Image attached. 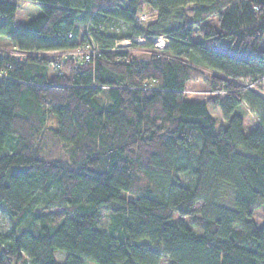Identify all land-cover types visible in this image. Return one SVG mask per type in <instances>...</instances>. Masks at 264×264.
Here are the masks:
<instances>
[{"label":"trees","instance_id":"trees-1","mask_svg":"<svg viewBox=\"0 0 264 264\" xmlns=\"http://www.w3.org/2000/svg\"><path fill=\"white\" fill-rule=\"evenodd\" d=\"M86 25L89 60L37 54ZM0 37V264H264V0H0ZM137 37L147 58L112 50Z\"/></svg>","mask_w":264,"mask_h":264},{"label":"rangeland","instance_id":"rangeland-1","mask_svg":"<svg viewBox=\"0 0 264 264\" xmlns=\"http://www.w3.org/2000/svg\"><path fill=\"white\" fill-rule=\"evenodd\" d=\"M146 9H148L147 6H146ZM186 10L189 14H192V9L190 6H188ZM208 21L210 23H212V22H214V18L211 17L208 19ZM113 25L115 26V24H113ZM81 31H82V26H80V33H81ZM142 43L143 42H141V41H136V44L118 42V44H116L112 50H115V51L127 50L128 53H130L131 55H134L136 57L147 58L152 53L153 50L141 46L140 44H142ZM13 48H14L13 45L10 43V41L7 38L0 37V52L15 53V50H13ZM154 49L160 50L161 47H158L154 44ZM202 74L204 75V77H208L210 79V72L203 70ZM184 93H185L186 98L205 100L211 94V90H210L208 82L206 80L198 79V80H193V81H189L188 83H186ZM208 108H209L210 113L216 119V129H218L223 124V119H222L220 110L217 107H213L212 105H208ZM243 109L240 108L239 111L243 115L244 127H245V130L247 131V130H249V128L251 126H253V124H255L256 117H255V115H253L248 110H245V109L243 110ZM45 126L46 127L56 126L55 119L52 116L47 115L46 120H45ZM44 130L46 133L45 134L46 138L44 141L43 152H46L48 156H55V155L62 154V150L59 147L60 145L57 144L53 140V138L51 137V134H50L51 132L47 131L46 128H44ZM201 204H202V202L198 201L194 205V207L197 211L195 215L198 217L201 215V213L198 212V209L201 206ZM252 217L258 224L264 223V206L256 209L253 212ZM173 218H174V220L179 219L178 214H174ZM183 219L188 224H190V226L195 231H198V232L200 231V228L194 222L189 221V219L187 217H184ZM107 221H108V215H107V213L104 212L102 215V218L99 222V225L102 228H105L107 225ZM0 222L2 224L1 230L6 231L9 228V222H8L6 215L2 212H0ZM54 257L58 263H61L63 261V258H64V253L60 250H55L54 251ZM17 264H30V261L27 257L23 256L22 259ZM86 264H96V263H94L90 260H86ZM160 264H167V260L162 259Z\"/></svg>","mask_w":264,"mask_h":264},{"label":"built area","instance_id":"built-area-1","mask_svg":"<svg viewBox=\"0 0 264 264\" xmlns=\"http://www.w3.org/2000/svg\"><path fill=\"white\" fill-rule=\"evenodd\" d=\"M83 34H85V36L88 39V42L84 45H79V46L65 48V49L40 51L37 54L47 55V56L48 55L56 56V57H62V58L71 57L73 59H82L84 61L89 60L97 53L98 47L92 40L88 25L85 26ZM133 40L143 42L144 39L141 37H137V38H133ZM121 42L130 43V40L126 39ZM153 42L156 46L162 48L165 44V38L163 35H160L158 37H155L153 39ZM218 93H224V91L220 90L218 91Z\"/></svg>","mask_w":264,"mask_h":264},{"label":"crops","instance_id":"crops-1","mask_svg":"<svg viewBox=\"0 0 264 264\" xmlns=\"http://www.w3.org/2000/svg\"><path fill=\"white\" fill-rule=\"evenodd\" d=\"M14 50V49H13Z\"/></svg>","mask_w":264,"mask_h":264}]
</instances>
